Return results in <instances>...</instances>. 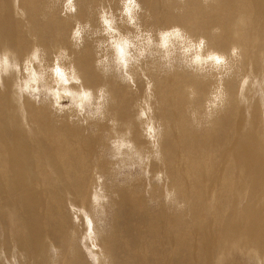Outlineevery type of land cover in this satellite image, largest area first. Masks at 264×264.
Masks as SVG:
<instances>
[{"label": "bare ground", "instance_id": "6f19581e", "mask_svg": "<svg viewBox=\"0 0 264 264\" xmlns=\"http://www.w3.org/2000/svg\"><path fill=\"white\" fill-rule=\"evenodd\" d=\"M65 3L0 0V53L12 54L23 75V62L34 48L42 49L47 66L61 49L66 50L70 60L64 64L70 63L78 75L84 74L82 84L93 93L100 88L108 93L104 119H87L79 127L74 108L59 113L51 100L37 103L28 95L20 97L15 88L17 74L11 72L3 78L0 256L5 249L16 251L24 256L18 264H238L228 258L242 248L263 260L264 97H257V88L250 81L243 93L244 103L240 88L249 74L264 81V0H138L142 31H151L158 40L159 31L179 27L193 40L203 38L205 55L216 52L227 57L232 69L228 76L211 68L204 72L190 69L180 62L179 53L171 70L159 55H146L124 69H130L132 76L105 73L96 63L97 45L107 37L102 32L100 9L110 8L118 17L121 0H73L75 12H67ZM120 19L116 27L121 33H135L126 18L123 23ZM77 23L90 25L78 48L72 40ZM96 32L100 34L94 35ZM234 48L238 58L232 55ZM137 75L143 76L144 84L133 89L136 84L128 81ZM221 76L223 79H218ZM219 84L226 99L209 118L205 104ZM193 91L195 96L190 98ZM145 103L151 108L153 126L160 129V160L149 161L147 174L155 181L158 173L163 176L156 187L141 178L145 171L140 167L141 173L137 171L134 177L127 173V182H131L119 188L118 183L110 185L117 209L111 217L114 221L100 232V249L105 255L93 251L96 262H92L82 254L78 241L89 239L98 218H91L93 226L83 211L92 214L91 204L100 200L97 190L116 175L115 166L122 167L120 159L110 158V122H117L119 133L130 131L129 139L142 154L152 153L145 135L146 120L138 119ZM206 134L210 136L205 138ZM229 137L236 139L231 146ZM122 169L128 172V168ZM213 187L217 193L211 191ZM167 192L175 193L172 200H166ZM61 198H66L70 216L80 213L82 224L66 217ZM150 198L159 202L149 204L154 208L148 206ZM96 234L91 237H100ZM98 241L96 238L93 243ZM165 247L176 250L172 253L179 258L164 253ZM53 248L57 250L54 256Z\"/></svg>", "mask_w": 264, "mask_h": 264}, {"label": "clouds", "instance_id": "9594fccd", "mask_svg": "<svg viewBox=\"0 0 264 264\" xmlns=\"http://www.w3.org/2000/svg\"><path fill=\"white\" fill-rule=\"evenodd\" d=\"M65 10L75 12L73 0H66ZM141 11L138 0H121V10L119 13L120 22H126L133 28L135 33H121L116 27L117 17L113 15L110 8L100 9V22L102 32L108 37L107 41H100L98 49L111 50L113 55L110 60L108 55H101L98 51L97 67H101L105 73L112 70L113 66L117 71L127 68L133 63H139L141 59L147 56L159 55L160 59L165 62V67L172 69L176 62L175 57L179 53L181 63L190 69L207 71L211 68L214 71L222 72L223 76L231 74L232 69L229 67L228 59L225 55L216 52L204 54L206 42L203 38L193 40L179 27H172L168 30H162L157 33L158 40H154L151 31H142L138 24V13ZM90 30V25L77 23L72 32V40L78 48L83 43V35ZM100 32L94 33L99 35ZM158 49L159 51H153ZM162 53V55H161ZM43 51L39 47L32 50L30 55L23 62L21 75V65L12 54L8 52L0 53V87H2L3 78L11 72L17 74L15 88L18 96L28 95L37 103L51 100L52 107L58 112L66 109H75L79 117L87 119H104V112L108 103V93L105 88H100L95 95L91 89L83 87L81 79L72 64L65 66L64 61L70 60L66 50L61 49L54 57L51 66H47L43 59ZM233 57L238 58V49H232ZM11 57V58H10ZM35 65V67H34ZM51 74V84L48 83V74ZM222 80L223 77H218ZM251 81L252 86L260 89V95L264 96V81L253 77L251 74L243 77L240 88V98L242 102L247 103L243 93ZM76 84L78 88H71L69 85ZM195 96V92L190 93V98ZM226 99L222 84H219L210 94L206 101V111L211 117L214 109L222 107ZM62 100H68V104L62 105ZM151 108L145 103V108L139 113L138 119H145V135L151 142L152 153H141L129 139L130 131L119 133L116 131V121H111L113 126V138L109 141L112 150V159H127L130 163V169L142 167L147 175V165L149 161L155 158L160 160L159 151V132L158 127H154V121L150 117ZM195 118V114H193ZM75 119L76 117H72ZM163 173H158L156 180L159 182ZM174 192L166 193V200L174 198ZM56 253V249H52Z\"/></svg>", "mask_w": 264, "mask_h": 264}, {"label": "rangeland", "instance_id": "374dc122", "mask_svg": "<svg viewBox=\"0 0 264 264\" xmlns=\"http://www.w3.org/2000/svg\"><path fill=\"white\" fill-rule=\"evenodd\" d=\"M117 14V13H116ZM118 17H120V16H118ZM118 17H117V19H118ZM83 36H86V33L83 35ZM105 36V35H104ZM153 36V35H152ZM85 37H83V39H84ZM153 38L155 39V40H157L156 39V37H154L153 36ZM107 39H108V37H106V41H107ZM99 51H101V53L103 52V51H105L104 49H98ZM100 53V54H101ZM109 53V54H108ZM112 51H110V49L108 50V51H106V55L108 54V57L110 58V60H111V58H112ZM110 55V56H109ZM114 67L115 66H113V68H112V71H110V72H112V73H110L111 75H115L116 73H125V75L127 74V75H130L131 74V76L133 75L131 72H129L130 71V69H128L127 70V72L126 71H124V69H123V71L121 70V72L120 71H117L116 70V72L115 71H113V70H115L114 69ZM113 72H114V74H113ZM109 73V72H108ZM82 74L83 73H81V75H79V77H81L82 76ZM84 75V74H83ZM124 75V74H123ZM116 76H118V75H116ZM140 76V75H139ZM115 77V76H114ZM141 78L143 77V76H140ZM140 77H138V75H137V77H134V80L136 81V83H134V80H133V78H132V80L130 79L128 82H130V83H132V86L134 85L135 86V84H136V86L135 87H133V89H137L138 88V85L137 84H139V86H140V88H141V86L144 84V83H142V82H144V80H140ZM138 78V79H137ZM81 79V78H80ZM82 80V79H81ZM90 81L92 82V79H90ZM90 81H88V82H90ZM133 81V82H132ZM140 81V82H139ZM82 82V81H81ZM139 82V83H138ZM134 83V84H133ZM83 85V84H82ZM77 87H75V88H78L79 86L78 85H76ZM83 87H85L84 85H83ZM85 88H87V89H91L92 91H93V89L91 88V87H85ZM139 89V88H138ZM258 90H259V92L261 91L260 89H257L256 90V95H257V97L258 98H263L264 96H262V95H260L259 94V92H258ZM94 95H95V93H93ZM261 96V97H260ZM61 104L62 105H66V104H68V100H62L61 101ZM59 113H61V112H59ZM241 113H243V112H241ZM246 114V113H245ZM261 116H262V111H261ZM76 117H78V119H80V120H77L78 121V123H79V127H80V123L82 122L81 121V118L82 117H79V116H76ZM262 118V117H261ZM90 120H97V119H90ZM92 128V127H91ZM228 131H229V133H230V131L232 132V130H230L229 129V127H228ZM209 132V131H208ZM234 132V131H233ZM233 132H232V134H233ZM208 134H210L211 135V133H208ZM208 134H206L205 135V138H207V136H208ZM209 135V136H210ZM208 136V137H209ZM230 136V135H229ZM216 138H218V135H217V137ZM232 138V137H231ZM230 137H229V139H228V143L230 142V146L231 145H233V143L235 142V140H233V139H231ZM232 143V144H231ZM208 150L210 151H213L212 149H210V148H208ZM106 152V153H105ZM100 153H104V154H106V155H108V151H106V150H100ZM111 158V157H110ZM124 161L127 163V166H128V163L130 164V163H134V161H131V162H129L127 159H120V162H121V165H122V167L120 166L119 168H117L116 166H115V170H117V172H116V175H114V176H112L111 178L112 179H110L109 178V181H107V182H103L102 183V186H101V188L99 189V190H97V194H96V197L97 198H99L100 200L98 201V202H96V203H90L91 204V212H92V214H89V212L88 211H83V210H81V211H83L84 212V214L85 215H87V217H90V219H89V221L92 223V225L95 223V221H99V223H98V221L95 223V225H97L96 227L94 226V227H91V229H92V232L93 233H91L92 235L93 234H96V232H98L96 235L98 236H100V237H96L97 239H99V241H98V243H99V245H97L98 243H93V240L94 239H96L95 237H91L92 235H88L89 237V239H86L85 238V240H86V243L88 244V246H90V249H91V251L89 252V247L87 246V245H85V240H83V239H79V241H78V247L81 249L82 248V254L84 253L85 254V258H87V256L86 255H88V257L90 258V261H92V262H96V258L93 256V251H94V253H101V254H103V255H105L102 251V248L100 249V247H101V243H100V238H101V236H102V234H100V232L101 231H103L104 230V227H105V229H107L108 228V224L109 225H111L110 224V222L112 223V221H114V219H112L111 217H112V215H113V212H115V210L117 209L116 208V206L117 205H114L115 203H114V199H113V197L111 196V191L113 190L112 188H110V185L111 184H113V185H116V183H118L116 186V188H119L120 186L119 185H125L126 183H129V182H131V180H129L128 182H127V180H128V178L127 177H129L128 176V174L130 175V177L131 176H133L134 177V174H136V172L137 173H141V170H140V167H138V168H132L131 170H130V168L129 167H126V163L125 164H123L124 163ZM123 162V163H122ZM94 163H101V161H96V162H94ZM102 163H105V162H102ZM106 164H109L108 162L106 163ZM93 165H95V164H93ZM110 165V164H109ZM108 165V166H109ZM111 166V165H110ZM110 168V167H109ZM122 168H128V172H125L124 173V170H127V169H122ZM114 169V168H113ZM121 170H123L122 172H121ZM130 171V172H129ZM132 172V173H131ZM118 173V174H117ZM128 173V174H127ZM120 174H122V176L120 175ZM127 174V175H126ZM133 174V175H132ZM126 175V176H125ZM145 172L144 173H141V178H146V180L147 181H150V184H152V185H154V184H156V187H157V185L160 183V182H157V181H155V179L154 178H150L149 177V175L147 176V175H145ZM121 176V177H120ZM105 177V176H104ZM114 177V178H113ZM119 177V178H118ZM129 177V178H130ZM138 177H140V175L138 176ZM127 178V179H126ZM148 178H149V180H148ZM122 180V181H121ZM123 180H126L125 182L123 181ZM110 181H112L113 183H109ZM104 185H105V187H104ZM49 186H51L52 187V185L51 184H49ZM214 188V189H213ZM212 188V192L214 191V193L216 192L217 193V188L216 187H213ZM61 194V193H60ZM95 198V197H94ZM165 198V197H164ZM62 199V201H63V198H61ZM116 199H117V197H116ZM151 199V198H150ZM150 199H148V206H149V204L150 205H155V203H159V202H154V200H150ZM116 201V200H115ZM150 201H152V202H150ZM154 202V203H153ZM63 203L65 204V206H64V204H62V206L64 207V210L65 211H63V213L66 215V217L67 218H72L71 220H75L74 222L78 225V224H82V219H80L81 217H79L80 215V213L78 214H76L75 216H73V215H71L70 216V214L68 213V212H70L69 210H70V208L68 207V205L66 204V198H64V201H63ZM111 204V205H110ZM209 204V203H208ZM95 205V206H94ZM89 206V205H88ZM94 206V207H93ZM206 206H207V204H206ZM150 208H154V206H149ZM157 206H155V208H156ZM84 208V207H83ZM203 208H204V204H203ZM88 208L87 207H85V210H87ZM112 211V212H111ZM89 215H91V216H89ZM98 215V216H97ZM109 215V216H108ZM78 216V217H77ZM95 216V217H94ZM97 216V217H96ZM100 216V217H99ZM103 216V217H102ZM106 216V218H105V220H102V219H104V217ZM108 216V217H107ZM75 217V218H74ZM78 220H77V219ZM91 218H98V219H96L95 221H94V219H91ZM108 219V220H107ZM112 219V220H111ZM102 220V221H101ZM78 221V222H77ZM93 221V222H92ZM109 221V222H108ZM116 221V220H115ZM103 222V223H102ZM108 223V224H107ZM186 223H188V225L190 226V221H186ZM105 224V225H104ZM106 224H107V226H106ZM104 225V226H103ZM82 226V225H81ZM101 229L100 231H99V229ZM191 227V226H190ZM95 228V229H94ZM95 230H96V232H95ZM95 235V236H96ZM94 236V235H93ZM93 239V240H92ZM90 240H92V241H90ZM81 241H84V242H81ZM90 241V242H89ZM80 242V243H79ZM84 244V246H83V244ZM94 245H93V244ZM91 246H93V247H95V246H99L98 248L100 249V251L99 252H97L99 249H97V247H95V249L93 248V250H92V247ZM86 247V248H85ZM85 248V249H84ZM84 249V250H83ZM89 249V250H88ZM165 250L167 249V251H165L164 253H166L167 254V252L170 250V248H167V247H165L164 248ZM6 250V251H5ZM4 250V253H3V255L2 256H0V259L2 258L3 260H2V263L3 264H11L12 263V261L14 262V263H12V264H18V262H20L21 261V263L24 261V256L22 255V254H18L16 251H14L13 253L10 251V250H8V249H5ZM102 250V251H101ZM171 250H172V248H171ZM174 250V249H173ZM169 251L168 252V254H173V256H172V258L174 257V258H179V256H177V255H174V253L175 252H177L176 250H174V251ZM10 251V252H9ZM85 251V252H84ZM243 251H245L244 249H242V248H240V250H236L234 253H231L230 255H229V261L230 262H238V264H264V258H263V260H261L260 258H258L257 257V255H255L254 253H252V254H249V253H247V251H245V252H243ZM16 252V253H15ZM172 252H174V253H172ZM200 252V251H199ZM83 254V255H84ZM249 254V255H248ZM13 255H15V257L13 256ZM55 255V253H53V256ZM109 256H111L112 254H108ZM200 254H198V258L200 259L201 258V255L199 256ZM9 257V259H8V257ZM10 257H12V259L10 258ZM8 259V260H7ZM15 259V260H14ZM17 259V260H16ZM22 259V260H21ZM88 259V258H87ZM12 260V261H11ZM109 260H111L110 259V257H109ZM11 261V262H10ZM15 261H17V262H15ZM21 263H19V264H21ZM109 264H110V261H109ZM197 264H200V263H197Z\"/></svg>", "mask_w": 264, "mask_h": 264}]
</instances>
